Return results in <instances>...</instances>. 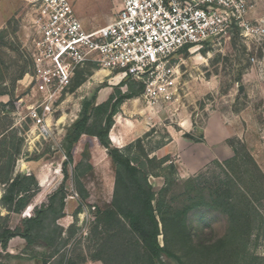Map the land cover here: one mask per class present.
Returning a JSON list of instances; mask_svg holds the SVG:
<instances>
[{"label": "trees", "instance_id": "obj_1", "mask_svg": "<svg viewBox=\"0 0 264 264\" xmlns=\"http://www.w3.org/2000/svg\"><path fill=\"white\" fill-rule=\"evenodd\" d=\"M7 45L0 35V49ZM186 52L185 48L181 54ZM24 74L25 67L17 80ZM82 74V71L76 73L72 89L83 83ZM119 85L125 90L115 88L101 103L96 102V90L82 100L78 117L65 130L61 143L65 157L61 164L62 186L23 217L39 186L33 174L15 172L23 140L16 138V134L9 141L5 133L0 135V208L7 212L5 217L0 215L1 249L5 251L9 241L18 237L25 242L23 255L39 264H51L65 245L56 223L64 215L65 183L70 180L79 197L75 214L80 213L83 206L91 210L97 244L88 257L65 261L62 256L57 264H82L86 259L102 264H256L258 258L249 255L248 250L255 222L260 219L254 205L264 199V192L262 183L253 173L261 181L264 176L245 146L238 140L226 141L234 156L222 164L215 163L225 171V179L216 186L201 187L200 174L178 180L171 158L150 157L140 139L121 149L111 144L109 132L121 105L143 91L140 83L129 78ZM11 95L0 91V96ZM166 135L157 148L170 140ZM183 138L195 143L203 141L202 136L195 137L192 133H184ZM93 139L106 150L114 172L111 202L102 210L94 206L82 182L84 177L93 174L90 154ZM234 142L241 151L234 147ZM80 143L79 156L72 166ZM168 161L169 177L155 173V170L163 171ZM151 176L163 178V186L153 187L148 181ZM208 212L224 217L221 236H207L202 221H197L195 226L189 223L191 213L203 220V214ZM9 215L18 216L14 224Z\"/></svg>", "mask_w": 264, "mask_h": 264}, {"label": "rangeland", "instance_id": "obj_2", "mask_svg": "<svg viewBox=\"0 0 264 264\" xmlns=\"http://www.w3.org/2000/svg\"><path fill=\"white\" fill-rule=\"evenodd\" d=\"M69 1L87 29H98L108 25L118 11L112 0ZM254 4L252 17L258 22H264V0H255ZM31 32L25 1L0 0V35L3 42L8 44L7 47L0 49V91L5 90L12 94V97L0 96V135L5 133L9 141L12 135L16 134V138L23 140L20 155L15 163V172L33 174L37 180L39 191L32 200L30 206L32 208L45 203L47 196L62 186L61 164L65 157L61 143L65 130L78 117L82 100L95 90L97 102L105 99L108 90L112 93L117 87L121 91L125 88L120 87L121 81L106 70L95 66L82 69L83 83L79 87L72 89L70 86L52 101L50 107H41L38 110L46 119L51 133L50 137L43 139L27 117L28 112L25 109L27 102L33 98L25 78L30 68L23 47ZM251 57H254V62L250 61ZM173 63L179 72L177 101L171 107H160L161 113L155 115V120L147 126L149 128L147 133L139 138L150 155L164 142L167 136L166 129L172 130L174 127L177 129L176 114L179 112L190 115L193 124L199 129L203 127L210 113L219 112L225 123L233 124L235 132L242 134L241 139L232 136L227 140L240 141L250 155L251 152H256V149L264 148V42L245 41L233 30L214 44L176 55ZM23 67L25 74L17 80ZM135 100L134 105L127 109V114L135 126L140 128L146 126L139 120L143 119L145 114L133 116L130 112L135 107L141 109L146 106V102L141 95ZM20 101L21 107L16 111L14 104ZM81 145L82 143L76 147L72 166L79 156ZM233 145L241 151L239 144L234 142ZM168 165L169 161L163 165V171L155 170V173H164L169 177ZM96 166V173L84 177L82 182L92 193L94 206L102 210L111 202L112 197L109 199V195L114 182V172L110 160L105 157L101 158ZM249 170L253 173L251 167ZM253 174L262 183L264 192V181L259 180L257 174ZM200 175L199 182L204 189L216 186L225 179L224 169L215 163ZM41 182H44L43 186H40ZM65 189L67 197L64 215L56 223L61 228V240L65 241V245L60 249L57 258L50 261L51 264H57L62 256L65 261L76 260L82 256L88 257L97 244L93 232L95 219L91 215V210L83 206L81 212L75 214L79 206V197L74 195L70 180L65 183ZM204 193L207 194V191ZM107 201L109 203H106ZM254 207L260 219L255 222V228L251 233L248 253L258 258L256 264H264V199L260 203L256 202ZM26 210L22 217L29 213ZM0 215L5 217L7 212L0 208ZM9 216L12 224L18 219V216ZM203 216L204 219L199 220V216L191 213L188 221L193 226L202 221L200 223L204 226L207 236H221L225 226L224 217L217 212H208ZM10 246L12 249L17 248L13 251L20 258L11 259L9 255L3 254L0 255V264H39L36 260L23 255L24 241L23 247H17L14 243Z\"/></svg>", "mask_w": 264, "mask_h": 264}, {"label": "built area", "instance_id": "obj_3", "mask_svg": "<svg viewBox=\"0 0 264 264\" xmlns=\"http://www.w3.org/2000/svg\"><path fill=\"white\" fill-rule=\"evenodd\" d=\"M24 1L32 30L23 46L25 78L33 96L25 109L43 139L51 133L38 110L50 107L87 66L140 83L146 105L168 108L179 94L173 60L183 49L214 44L233 30L245 41L264 42V22L252 17L255 0H118L112 21L93 30L82 26L69 0Z\"/></svg>", "mask_w": 264, "mask_h": 264}, {"label": "crops", "instance_id": "obj_4", "mask_svg": "<svg viewBox=\"0 0 264 264\" xmlns=\"http://www.w3.org/2000/svg\"><path fill=\"white\" fill-rule=\"evenodd\" d=\"M112 2L116 5V10H118L119 1L112 0ZM74 12L84 27V21L76 14L75 9ZM85 29H87V27ZM109 95L110 91L108 90L104 97L105 99L97 100V103L105 101ZM135 101V99L125 101L121 105L119 113L114 118V124L109 132V140L116 148H124L147 133L149 129L147 126L155 120V115H159L161 113L159 106L150 107L148 105H144L141 109L135 107L130 112V115L138 116L141 115V113H144V118L142 119L139 117L141 118L139 120L146 125L141 126L140 128L139 126L136 127L134 121L129 119V114H127V109L133 106ZM176 115L178 119L177 129L175 127L172 130L166 129V133L169 135L170 140L165 145L155 149L151 153L150 157L160 159L169 156L172 158L176 168L177 179L186 180L188 178L195 177L206 170L212 163L222 164L224 161L233 157V151L227 145L226 140L232 136H236L238 139H241L242 134L235 132L233 124L229 125L225 123L223 116L219 112L215 111L210 113L201 129L193 124V120L190 115H187V113L184 115L183 112H179ZM184 133H192L195 137L202 136L203 141L197 143L189 141L183 138ZM112 136L114 138H112ZM256 152H251V156L254 158L258 168L264 175V148H261L260 150L256 149ZM90 154L93 174H95L97 170L96 163L103 157H105V159L109 158L107 157L106 150L97 143L96 139L92 140ZM148 181L153 187L161 188L163 186V180L160 177L151 176L148 178ZM86 189L89 193V198L93 201L92 193L89 188ZM112 192L113 184L109 199L112 197ZM97 201L99 202L100 200ZM106 203H109V201ZM22 241L23 240L18 237L11 239L5 251H3L0 247V254L9 255V258L16 259L15 257L17 254L13 250H17V248L12 249L10 244L14 243L17 247H23ZM82 264L102 263L100 261L86 259V261Z\"/></svg>", "mask_w": 264, "mask_h": 264}, {"label": "bare ground", "instance_id": "obj_5", "mask_svg": "<svg viewBox=\"0 0 264 264\" xmlns=\"http://www.w3.org/2000/svg\"><path fill=\"white\" fill-rule=\"evenodd\" d=\"M100 100H101V99H100ZM55 172H57V171H55ZM56 174H58V173H56ZM43 185H44V182H41V183H40V186H43ZM46 193H47V192H46ZM42 197H43V196H42ZM40 199H41V197H40ZM38 200H39V199H38ZM31 209H32V208L29 206V207L27 208L26 211H27V212H30ZM27 214H28V213H25L24 216H26Z\"/></svg>", "mask_w": 264, "mask_h": 264}, {"label": "water", "instance_id": "obj_6", "mask_svg": "<svg viewBox=\"0 0 264 264\" xmlns=\"http://www.w3.org/2000/svg\"><path fill=\"white\" fill-rule=\"evenodd\" d=\"M25 173V172H24Z\"/></svg>", "mask_w": 264, "mask_h": 264}]
</instances>
